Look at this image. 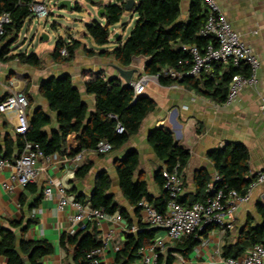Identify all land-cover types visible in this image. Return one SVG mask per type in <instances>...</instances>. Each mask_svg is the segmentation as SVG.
<instances>
[{
	"label": "trees",
	"instance_id": "obj_1",
	"mask_svg": "<svg viewBox=\"0 0 264 264\" xmlns=\"http://www.w3.org/2000/svg\"><path fill=\"white\" fill-rule=\"evenodd\" d=\"M35 2L37 0H0V15L9 14L10 16V22L5 25V33L0 36L1 62L17 60L21 64L35 68L42 66L43 61L36 53L9 54L12 45L18 40L25 21L32 15L31 5ZM126 2L127 0H115L105 5L100 4L99 6L104 9L105 23L93 20L85 25L86 33L96 45L104 46L110 43L111 28L121 21L127 11ZM72 9L82 11L79 3H76ZM130 11L136 13L137 19L127 39L122 43V38L119 36L116 40L118 45L115 48L99 51L97 54L112 55L124 67L130 66L136 57H144L148 60L145 64V72L148 75L160 74V84L170 86L178 82L187 83L218 103L226 100L230 80L235 74L243 72L240 67L229 65L222 70V64H214L217 76L205 79H195L186 75L179 80L162 74V70L166 67H174L180 71L188 70L189 64L185 62L188 54L182 49L183 44H197L203 48L213 41V38L198 34L207 16V8L203 0H192L189 17L185 20L180 19L181 0H136ZM62 48L67 49L66 56L61 55ZM81 48L89 53H96L93 49L88 50L79 40L70 38L67 42L59 38L50 55L54 61L71 62L77 50ZM180 61L184 64H180ZM84 84L87 93L96 98L95 111L90 114L86 102L70 75L64 74L42 81L40 94L47 101L50 112L56 113L59 129L47 133L45 128L52 124V117L42 108H37L31 115L29 114L30 127L26 134H17L15 141L6 136L4 143H1L0 135V155L10 157L14 145L21 150L27 140L39 143L45 155L58 153L66 158H73L84 150H94L100 140L110 142L112 151H115L122 148L131 135L137 133L146 116L156 108V103L149 96L144 94L135 96L133 87L124 85L117 78L106 79L102 74H96L87 79ZM119 122L124 126L122 133L117 131ZM148 142L164 163V167L156 172V180L164 190L163 169L172 171L179 165V172L183 174L190 152L176 142L173 131L166 125L153 127L149 132ZM210 158L216 172L221 176V180L215 182V187L226 186L227 189H235L241 194L247 193L255 176L250 175L249 153L244 144L231 142L223 148L213 150ZM138 165L139 154L136 149L127 151L116 163L124 198L131 206L136 207L137 211L140 210L138 203L145 198L163 212L168 201L167 192L164 190L160 197L153 198L149 194L146 181L135 179ZM89 170L90 165H84L78 169L76 176L82 178ZM195 180L196 197L191 203H187L181 196L182 203L192 204L206 198V185L211 181L210 175L206 171H199L196 173ZM26 188L30 193L37 192V187L33 183ZM110 189L109 174L106 171L100 172L90 198L91 207L104 208L109 214L118 211L120 205L115 201ZM76 198L80 199L79 196ZM20 202L23 206L25 198L22 197ZM37 202L35 200L32 207H35ZM119 212L122 217H127L124 210ZM257 212L261 216V223L253 224L250 220L239 231L236 242L232 243L228 239L230 232L226 233L227 239L221 251L223 257L240 256L253 245H264L263 204H258ZM32 222L34 219L30 218L22 230V236ZM214 226L208 225L204 231ZM132 227V222L129 221L124 231V239L115 253L113 264H137L142 258L140 251L152 245L159 231L156 227L142 223L137 226L138 231H132ZM59 242L66 251V260H71L70 264H104L98 256L92 258L88 256L93 249L101 246L100 231L93 222L87 223L86 227L78 232L63 233ZM199 243V238L191 236L186 240V250L182 249L181 252L186 255ZM53 252L54 245L49 240H28L24 237L18 240L13 230L0 225V255L7 257V264H43V258ZM174 259L171 254L167 256V259L161 254L159 264H173ZM94 260L98 262L94 263Z\"/></svg>",
	"mask_w": 264,
	"mask_h": 264
},
{
	"label": "crops",
	"instance_id": "obj_2",
	"mask_svg": "<svg viewBox=\"0 0 264 264\" xmlns=\"http://www.w3.org/2000/svg\"><path fill=\"white\" fill-rule=\"evenodd\" d=\"M134 1L136 2V0ZM72 2L79 3L82 10L84 8L87 10V18L82 20L86 25L93 20H99L104 24L105 17L98 16L101 9L99 5L112 3L115 0H72ZM218 2L234 29L241 35L243 42L249 45L260 59L261 67L256 87L243 89L231 105L224 106L223 103L212 100L187 83L178 82L164 86L156 80H150L146 85L144 95L149 96L156 103V108L146 116L137 133L131 135L122 148L108 154L84 150L78 166L72 159L60 154H53L50 160L41 159L39 162L41 173L33 183L37 187L35 194L30 193L28 188L12 182L10 169H6L0 174V225L13 230L18 240L21 237L28 240H49L54 245V252L43 258V264H70L71 260H66V251L60 246L59 240L65 232L79 231L78 226L72 223V217L77 213V209L73 206H67L64 209L58 207L60 200L58 187L61 185L66 188L68 194L79 196L81 202L90 204L97 175L102 171L109 174L110 193L120 205L118 211L124 210L127 217H122L118 221L106 220L99 227L97 226L100 231V240L110 229L115 232L113 241L98 256L104 264L114 263L116 253L114 246L123 241L124 231L127 229L129 221L132 222V226H138L139 223L147 225L142 211H137L136 207L131 206L124 198L116 163L124 157L127 151L136 149L139 154V165L135 179H144L149 194L153 198L160 197L164 190L156 180V172L164 167V163L148 142L149 132L155 126L170 127L176 142L190 152L188 164L182 174L185 180L182 197L187 203H191L197 195L196 173L206 171L211 179L217 173L210 158V153L217 148H223L231 142L242 143L249 153L250 175L255 176L257 172L264 170V0H218ZM86 3L91 6V10L87 9ZM191 3L192 0H181V15L184 16L181 20L189 17ZM125 16L129 17V21L121 33L118 26L123 23ZM136 19V13L127 10L121 21L112 26L110 43L92 48L88 43L83 42L88 50L93 49L96 53H89L81 48L77 50L76 56L71 62L54 61L50 54L55 46L54 48L48 46L39 55L43 61L40 68L21 64L17 60L0 61V99L10 93L11 87L24 91L30 100L28 114L31 115L35 109L42 108L52 117V124L45 128L47 133H51L53 130H58L59 125L56 113L50 112L47 101L40 94V85L42 81L50 77L68 74L86 102L88 113L94 112L96 98L87 93L85 81L92 75L102 74L106 79L117 78L123 83L115 67L120 65L115 57L112 55L102 56L97 52L115 48L118 45L116 40L119 36L123 43L126 40H124V34L129 24L134 23ZM83 35L89 37L87 33H83ZM70 38L74 39L72 36ZM16 53L18 51L12 47L9 54ZM146 61L147 59L144 57L134 59V67L139 71L133 75L132 81L148 75L145 72ZM227 67L223 65L222 70ZM215 69V66H212L202 74L201 78L217 76ZM15 122L14 115L0 113L1 143L5 142L6 136L12 141L16 140ZM19 152L20 150L14 145L12 155L8 158H16ZM84 165H90V170L84 177L78 178L76 173ZM51 180L54 182L53 195L46 197L44 188L50 185ZM4 184L12 185L14 188L9 190ZM22 197L25 198L23 206L20 202ZM35 200L38 201L37 205L32 207ZM258 204L264 205V182L258 183L251 190L249 201L238 208L235 227L228 236L232 243L236 242L239 231L250 220L253 221V224L261 223V216L257 212ZM30 218L34 219V222L22 236V230ZM157 236L165 238L166 244L162 255L167 259V256L171 254L175 258L173 264H220L223 257L222 246L227 239L217 226L202 230L199 236H202L205 243L200 241L197 246L184 255L181 250H186L187 239L179 242L171 241L167 239L164 229H159ZM180 258H183L184 261H181ZM7 262V257L0 255V264H7ZM137 264H143L142 259Z\"/></svg>",
	"mask_w": 264,
	"mask_h": 264
},
{
	"label": "built area",
	"instance_id": "obj_3",
	"mask_svg": "<svg viewBox=\"0 0 264 264\" xmlns=\"http://www.w3.org/2000/svg\"><path fill=\"white\" fill-rule=\"evenodd\" d=\"M203 1L207 8V16L198 34L213 38V41H210L203 48L197 44H183L182 49L188 54L185 61L186 64H189L188 70L180 71L174 67H166L162 70V74L179 80L186 75L200 79L202 74L214 64L240 67L243 72L235 74L228 84L227 97L223 105L229 106L237 99L243 89L257 86L261 62L254 50L243 42L241 35L234 29L222 11L218 0ZM31 11L32 15L39 18H46L50 14L45 1L33 3ZM9 22V14L0 15V36L5 33V25ZM60 52L63 56L68 54L66 48H62ZM179 63L184 64L183 61ZM159 76L160 74L144 75L138 80L132 81L131 87L134 89L135 96L144 94L146 85L150 80L159 82ZM28 109L29 99L26 93L13 87H11L10 93L0 101V113L14 115L16 118L14 128L16 134L24 135L29 130ZM117 131L119 133L124 131V126L120 122L117 124ZM112 149L110 142L100 140L93 151L98 154H108L112 152ZM52 155H45L39 143L27 140L16 158L11 159L0 155V174L6 169H10L12 182L26 187L34 183L39 177L41 173L40 160H50ZM70 159L78 166L82 160V153ZM178 166L172 171L166 168L162 171L163 187L168 194V201L163 212L145 198L138 203L146 224L164 229L167 239L171 241L179 242L194 236L205 243L202 236L199 235L208 225L219 227L224 235L231 232L235 227L238 208L249 201L251 190L258 183L264 182V170H261L255 175L247 193L241 194L235 189H227L226 186L215 187V182L221 180V176L216 173L206 185V198L192 204H185L180 201L185 180L179 172ZM53 185L54 182L51 180L50 185L44 188L46 197L53 195ZM4 186L9 190L14 188L12 185L4 184ZM58 193L60 194L59 209H64L67 206H73L77 209V213L72 217V223L76 224L79 230L84 229L89 222H93L99 227L103 221L122 219L119 211L109 214L104 208H93L90 204L77 200L75 196L67 193L63 185L58 187ZM138 229L137 226H133L131 230L135 232ZM114 233V230L110 229L101 239V246L93 249L88 256L91 258L99 256L106 250L114 239ZM165 244V238L157 236L152 245L140 251L142 263L159 264V258ZM119 247L120 244L114 246L115 252L119 250ZM180 259L184 261L183 258ZM97 262L98 260H94V263ZM220 264H264V245H253L245 254L240 256L222 257Z\"/></svg>",
	"mask_w": 264,
	"mask_h": 264
},
{
	"label": "rangeland",
	"instance_id": "obj_4",
	"mask_svg": "<svg viewBox=\"0 0 264 264\" xmlns=\"http://www.w3.org/2000/svg\"><path fill=\"white\" fill-rule=\"evenodd\" d=\"M45 2L50 12L49 16L39 18L31 15L25 21L18 40L12 45L15 51L25 52L27 54L36 53L39 56L48 46L54 48L59 38L68 42L70 36L88 43L92 48H98V45L95 44L89 35L88 38L83 35V33H86V28L82 20H86L88 16L85 8L82 11L75 9L68 10L67 7L61 8L58 6L60 0H46ZM75 4L73 2L72 7H75ZM86 7L91 10V6L87 3ZM128 21L129 17L125 16L123 23L118 26L121 29V33L127 27ZM134 23L129 24L124 34V40L127 39ZM111 30L113 29L111 28ZM45 36H48V38L46 39ZM112 38L115 40L113 35Z\"/></svg>",
	"mask_w": 264,
	"mask_h": 264
},
{
	"label": "water",
	"instance_id": "obj_5",
	"mask_svg": "<svg viewBox=\"0 0 264 264\" xmlns=\"http://www.w3.org/2000/svg\"><path fill=\"white\" fill-rule=\"evenodd\" d=\"M72 3H73L72 0H60L58 6L61 8L67 7L68 10H72V8H73ZM134 3H135L134 0H127V2L125 4L126 10H128V11L131 10L132 7L134 6ZM103 14H104V9L101 8L98 12V16L102 17ZM182 17H184V16L181 15L180 19ZM45 38L47 39L48 36H45ZM147 61L145 62V64L147 63ZM115 67H116L117 71L119 72L121 79L123 80V84L126 86H131L133 75L139 71L138 68L134 67V60L131 63V65L128 67H124L122 65H116Z\"/></svg>",
	"mask_w": 264,
	"mask_h": 264
}]
</instances>
